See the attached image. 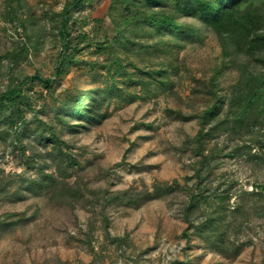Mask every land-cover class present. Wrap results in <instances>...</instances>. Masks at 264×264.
<instances>
[{
	"label": "rangeland",
	"instance_id": "obj_1",
	"mask_svg": "<svg viewBox=\"0 0 264 264\" xmlns=\"http://www.w3.org/2000/svg\"><path fill=\"white\" fill-rule=\"evenodd\" d=\"M67 1L0 0V96L19 87L29 105L4 101L0 112V264H264V220L254 215L237 252H212L192 232L184 236L197 137L211 128L202 129V113L217 102L224 118L245 59L224 56L204 27L200 38L135 27L137 34L126 33L125 49L115 38L111 0H92L70 11V33L86 39L74 40L77 61L59 73ZM178 21L203 25L186 16ZM49 128L60 145L47 138ZM253 130L205 138L211 161L201 174L203 187L221 191L234 182L250 192L264 183V130L257 141ZM61 180L85 198L51 200ZM175 181L171 195H153L137 207L111 206L101 215L106 190L137 195Z\"/></svg>",
	"mask_w": 264,
	"mask_h": 264
},
{
	"label": "trees",
	"instance_id": "obj_2",
	"mask_svg": "<svg viewBox=\"0 0 264 264\" xmlns=\"http://www.w3.org/2000/svg\"><path fill=\"white\" fill-rule=\"evenodd\" d=\"M91 2L92 0H71L66 3L59 26V36L63 46L62 56L66 55V57L60 63L59 73L63 71L66 63H76L77 61L75 54L79 53L81 49L74 44V40L86 39L85 35L70 33L68 27L72 20L70 11L83 3L91 4ZM255 2V0H111L110 3L111 12L116 14L114 22L117 36L115 38L119 41L123 40L121 46L125 49L131 43V40L126 37V33L137 34L135 27L143 29L149 26L160 34L165 31L178 33L185 30L196 38L201 37V30L204 27L217 37L224 56L245 59L241 66V77L225 100L224 118L219 120L221 113L217 102L202 113L201 120L204 123L202 129L207 124H211V128L205 134L202 130L198 134L195 153L198 160L195 162V173L193 177L187 179V181L195 180V182L193 188L187 191L189 199L185 205L184 218L188 227L184 236L189 238V232H192L205 241L206 247L210 251L223 255H227L230 249L235 252L239 250L241 246L237 243L239 235L242 234L245 224L249 226L251 216L254 215L264 220V183L255 184V189L250 192L236 188L234 182L227 189L220 191L218 188L213 191L202 186L204 175H201L204 170H208L211 161L210 157L204 155V140L207 136L211 137L219 130L223 133L230 132L238 135L244 129L253 135L252 131L255 128L258 129L255 134L257 136L261 133L259 131L264 130V3L260 2L256 5ZM14 10L9 14L12 15V19H17ZM182 16L190 17L203 25L198 27L193 23L181 24L178 18ZM159 42L162 43V41ZM132 43L133 46L134 44L141 45L140 42L133 41ZM141 47L145 49L144 45ZM99 48L105 49L102 44H99ZM44 83L46 87H49V80ZM21 99L26 100L29 107L27 99L22 95V89L9 87L0 96V112H6L7 107L4 101L15 105ZM16 109L18 110V108ZM73 111L76 116L83 114L79 106L75 107ZM222 113L224 114V111ZM66 114L65 116H68ZM16 116L17 120L23 118L20 110ZM17 120L14 119L12 123L15 124ZM64 124L66 123L61 120L60 125ZM48 130L47 138L60 145L57 133L51 128ZM45 132H41V135H44ZM258 136L255 141L259 139ZM60 155H62L61 151ZM60 176L68 177V175ZM49 178L54 180L52 175ZM178 187L179 185L175 181L171 186L160 184L155 186L151 193L145 192L137 195L129 191L110 194L106 190L100 193L101 215L105 219L106 209L111 206L137 207L142 202L150 200L153 195L156 198L171 195ZM95 193L97 194L92 191L93 195ZM56 197H61L64 201L85 198L78 187L75 188L64 180L57 181L51 200ZM233 197L235 198L234 203L230 205ZM236 243L237 246H235Z\"/></svg>",
	"mask_w": 264,
	"mask_h": 264
}]
</instances>
